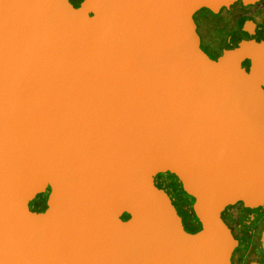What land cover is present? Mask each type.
Returning <instances> with one entry per match:
<instances>
[{
	"label": "water",
	"instance_id": "1",
	"mask_svg": "<svg viewBox=\"0 0 264 264\" xmlns=\"http://www.w3.org/2000/svg\"><path fill=\"white\" fill-rule=\"evenodd\" d=\"M234 1L0 0V264H230L220 213L264 202V29L209 59L193 15Z\"/></svg>",
	"mask_w": 264,
	"mask_h": 264
},
{
	"label": "flooded vegetation",
	"instance_id": "2",
	"mask_svg": "<svg viewBox=\"0 0 264 264\" xmlns=\"http://www.w3.org/2000/svg\"><path fill=\"white\" fill-rule=\"evenodd\" d=\"M202 10L205 12L199 14ZM193 20L202 51L209 59H215L221 55L230 37L239 36L245 41L249 39L248 24L264 29V0H255L250 4L236 0L228 8H221L217 13L200 9L193 15ZM241 65L247 70L246 61H242ZM154 180L172 197L176 211L184 213L188 202L176 179L165 174L157 176ZM220 216L228 225L236 243L230 264H264V246L261 244V234L264 231V202L255 208H246L240 203H234L225 207Z\"/></svg>",
	"mask_w": 264,
	"mask_h": 264
},
{
	"label": "rangeland",
	"instance_id": "3",
	"mask_svg": "<svg viewBox=\"0 0 264 264\" xmlns=\"http://www.w3.org/2000/svg\"><path fill=\"white\" fill-rule=\"evenodd\" d=\"M204 12H205V11L202 10V11L199 12V14H202V13H204Z\"/></svg>",
	"mask_w": 264,
	"mask_h": 264
}]
</instances>
